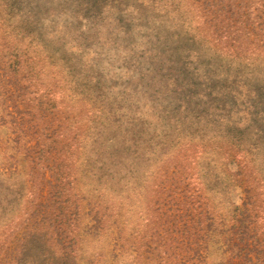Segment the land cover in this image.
<instances>
[{"label":"trees","instance_id":"1","mask_svg":"<svg viewBox=\"0 0 264 264\" xmlns=\"http://www.w3.org/2000/svg\"><path fill=\"white\" fill-rule=\"evenodd\" d=\"M125 1L77 0L78 13L91 17L94 27L96 19L101 21ZM139 1L159 5L158 0ZM171 1L164 5L171 7ZM177 1L184 2L183 8L197 20L199 33L220 54L232 60L264 59V0ZM64 11L62 0H0V128H7L12 136L6 140L5 150L23 154L30 165L26 209L0 229V264H78L80 225L88 216L91 225L85 234L98 239L99 234L107 233L114 249H120L114 259L123 255L121 239L114 236L112 220L117 212L109 211L111 205L104 196L89 201L86 213L78 171L71 169L89 133L88 125L100 110L88 93L98 92L95 99L107 97L99 93V74L91 71L81 79L72 75L43 45L38 24ZM162 49L151 54L148 74L158 78L168 102L184 107L186 114L196 99L205 100L208 108L193 109L197 120L192 117L189 128L195 130L189 136L197 141L187 143L179 159L174 158L178 163L172 169L154 173L151 228L142 245L144 252L139 254L142 262L205 264L215 248L228 264H264L262 202L258 182L252 177L255 160L241 143L246 129L243 117L238 122L232 119L234 102L228 99L229 91L216 89L208 75L200 77L202 71L197 67L193 74L174 63L170 66L166 60L171 51ZM106 100L100 102L112 105ZM108 113L113 115L115 110L109 108ZM199 120L203 121L201 127ZM203 158L225 170L208 171V177L218 180L221 172L223 182L242 189L244 198L231 213H224L209 198L211 179L207 182L206 171H193ZM34 248L39 252L31 254ZM109 253L110 262L104 255L105 262L112 264Z\"/></svg>","mask_w":264,"mask_h":264},{"label":"rangeland","instance_id":"2","mask_svg":"<svg viewBox=\"0 0 264 264\" xmlns=\"http://www.w3.org/2000/svg\"><path fill=\"white\" fill-rule=\"evenodd\" d=\"M62 1L64 12L38 24L42 43L50 57L64 62L72 75L81 79L91 71L99 74L96 82L99 93L112 103L102 104L103 98L95 99L98 92L88 93L100 110L88 125L89 133L81 142L71 169L78 171L80 192L86 197V213L89 201L105 196L106 203L111 205L109 211L114 209L118 215L112 220L114 236L124 242V245L118 242L124 247L122 257L114 259L120 249H114L112 237L106 233L99 234L98 239L90 238L85 234L91 225L90 218L85 217L79 230L78 264H107L110 251L117 264H144L139 254L144 252L142 245L151 228L150 190L154 173L172 169L178 163L174 158H178L187 143L197 141L189 136L195 130L189 128L192 117L197 120L193 109H207L208 104L196 99L186 114L184 107H173L168 102L158 78L148 74L151 54L158 47L171 51L166 60L170 66L174 63L193 74L197 67L202 71L200 77L208 75L216 89L222 87L230 92L228 99L234 102L232 119L238 122L243 117L242 126L246 129L241 143L251 150L257 167L252 170V177H256L261 195L260 234L264 236V59L232 60L220 54L199 33L197 20L183 8L184 2L180 5L172 0L170 7L169 3L164 5L166 0H158V6L127 0L101 21L96 19L92 27L91 17L78 13L81 10L77 0ZM235 73L237 76L232 78ZM109 108L115 110L113 115L108 113ZM202 125L200 121L199 126ZM9 138H12L9 130L0 128V229L26 209L27 201L24 195L30 165L23 154L11 148L5 150ZM9 154L15 158L8 157ZM195 167L193 171H206L207 182L211 179L208 196L224 213H231L233 207L240 205L244 198L241 188L223 182L225 176L221 172L218 180L208 177V171L225 170L206 158L200 159ZM38 252L34 248L31 254ZM205 264L228 262L212 248Z\"/></svg>","mask_w":264,"mask_h":264}]
</instances>
